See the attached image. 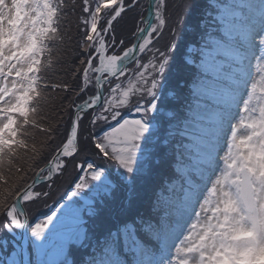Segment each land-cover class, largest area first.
I'll use <instances>...</instances> for the list:
<instances>
[{"label":"snow or ice","instance_id":"6c2138e0","mask_svg":"<svg viewBox=\"0 0 264 264\" xmlns=\"http://www.w3.org/2000/svg\"><path fill=\"white\" fill-rule=\"evenodd\" d=\"M64 7L65 0H0L3 227L10 233L28 230L19 205L49 198L56 181L71 168L80 174L68 202L30 228L38 253L52 248L51 258L36 264H77L74 246L82 247L90 237L79 226L84 209L74 198L91 191L88 216L100 217L121 184L128 190L127 200L110 211L93 251L80 264H264V0L230 6L227 34L222 31L227 5L196 21L194 0H182L175 20L167 14L168 0H147L146 7L144 0H82L84 31L78 46L86 55L70 82L50 83L42 73L52 67L51 42L60 39ZM193 23L203 29L205 47L211 49H201L198 68L189 69L190 95L202 114L199 132L193 140L185 118L183 127L177 122L172 133L182 137L173 152L181 180L179 206L171 204L172 210L162 215L153 206L144 214L134 208L132 193L148 173L151 146L158 142L150 114L159 111L165 74L176 61L177 26ZM209 28L219 29V39ZM130 63L135 64L131 76ZM52 90L63 94L62 129L37 122L40 105ZM29 128H39L47 137L31 146V160L43 162L31 182L25 169L16 166L18 151H29ZM101 162L113 166L118 182ZM13 168L18 174L14 181L5 174ZM69 216L77 226L62 231ZM6 264L21 262L13 256Z\"/></svg>","mask_w":264,"mask_h":264},{"label":"trees","instance_id":"16d2710c","mask_svg":"<svg viewBox=\"0 0 264 264\" xmlns=\"http://www.w3.org/2000/svg\"><path fill=\"white\" fill-rule=\"evenodd\" d=\"M208 2L210 1L194 0V3L196 5L194 17L196 21L200 20L201 16H203L205 11L209 15H214V8L208 6L207 4ZM81 3H82V0H65V7L62 8L61 10V14H60L61 19L58 25L60 39L53 41L51 43V47H54V49L52 48L53 51L51 54V58L53 62L52 67L46 70L43 74L49 80L50 83H56L61 80H68L66 78L67 71L69 72V75L71 77V73L73 72V70L80 67L78 64L79 62L78 60L84 58V56L86 55L85 53L82 52L81 47L78 46L79 42L82 39V35L84 31L83 25L80 23V18L82 16V13L80 11ZM170 6L171 5H169V8H171ZM175 11L176 9L173 10L174 15H175ZM193 24H188L187 26L182 27L181 32L177 30L178 38L180 36L179 48L182 45H185V43H187L188 41L192 40L191 36L189 38H186L184 37V35L186 34L187 27L190 29L189 26ZM64 46H67V47L64 48ZM179 48H178V54H177L178 58L176 59V62L171 68L174 78L181 75L182 73L180 69H183V66L179 65V60L181 57ZM178 84H179V81L178 79H176L174 86H177ZM62 95H63L62 93L56 90L48 91L46 93V96L48 97V102L46 104H43V103L41 104L40 112H39V115L37 116V122L39 125L43 127L52 125L53 128H57V127L61 128L60 125L62 123V120H61L62 110L60 109L59 105H60V99ZM53 103L58 104V110H56V108L52 106ZM63 118H65L66 120L68 117L64 115ZM46 138H47L46 134L40 131L39 129L29 128V135L26 139L29 145V151H25L22 149V151L18 154L19 158L16 160V166L22 167L26 170L27 165H28L27 161L29 160L30 155H31L30 149H31L32 144L35 143L37 146H39L43 142H45ZM41 166H43V162L39 164L38 167H41ZM12 172L9 173L7 172V170H5V174L7 177H10ZM88 194L91 197V194L90 193Z\"/></svg>","mask_w":264,"mask_h":264},{"label":"rangeland","instance_id":"374dc122","mask_svg":"<svg viewBox=\"0 0 264 264\" xmlns=\"http://www.w3.org/2000/svg\"><path fill=\"white\" fill-rule=\"evenodd\" d=\"M244 1L247 4L249 2H251V0H244ZM171 2H172L171 3L172 5L170 4L171 5L170 14L172 12V19L175 20L181 11L180 5L182 3V0H171ZM174 9H176L175 15L173 14ZM231 11H232V9H225V13H226V15H228V17H230ZM177 30L179 32H181L182 27L177 26ZM179 39H180V36H179L178 40ZM67 46H68V44H67ZM67 46H64V48H66ZM162 46H163V44H162ZM207 52H209V51H207ZM221 62H223V61H221ZM78 64H79V62H78ZM66 75H67L66 78L69 81H71V77H70L68 71H67ZM172 77H173L172 72H170V74H168L167 78L171 79ZM210 78L211 77H209V79ZM52 106H54V108H56V110H58V104L53 103ZM192 116L194 117L193 119H195L196 121L202 119V114L200 113V111L198 109H194ZM63 120H65V118H63ZM188 123L190 125L189 131L192 134L191 138L193 140H195L197 137V134L199 132L200 127L197 124H194L192 122H188ZM60 127H61V129L63 128V123H61ZM37 129H39V128H37ZM172 133H176V132L173 130L170 132L169 136H171V138H173V136H174V135H172ZM32 135H33V133H32ZM56 143H59V140H57ZM54 146L55 145L53 144V147ZM187 147L193 149V151L198 150L197 146L195 144H189V145H187ZM31 157H32V153L30 155L29 160L27 161L28 165H27V168L25 170L27 173V179L29 182L33 178L34 172L37 170L39 164L42 163V161H32ZM30 163L32 164V169L29 171L28 169H29ZM101 164H102V162H101ZM15 174L17 175V173L15 172V169H14L13 172L11 173L10 177H9L10 180L14 181L16 179L17 176ZM79 174L80 173L78 172V170H72L71 168H69V170L56 181L55 187L51 189L52 195L49 198H47L46 200L44 198H41L39 201L26 204L29 212L33 214L32 215L33 216L32 227H34L36 223H40L43 220L47 219V216L50 215L54 210L59 209V206L61 203H66L65 200H67V196L71 195V191L74 190L73 189L74 187L72 184L77 182V176ZM217 175H218V173H217ZM174 184H175L174 187L176 188V191L175 192L172 191L173 193L172 192L169 193V194H171V196H173V198H171L170 202L167 201L166 203L167 204L171 203V204H175L178 206L177 203H180V201H181V196L178 195V190L180 188V181L177 183H174ZM44 190L48 191L49 189L45 188ZM75 201L79 204L78 207L83 208L84 211L87 207V204L90 202V201L82 199V196H80L78 198H74V202ZM139 201H140V195L137 194L134 197V202L138 203ZM48 209H50V210L46 212V210H48ZM59 218L60 217L58 215V219ZM4 223H5V219L2 215H0V239H1V241H0V264H6V261L13 256H15V258L18 261H20L19 254H18V252H15L16 248L14 245H12V242L14 240V235H16V232H14V233L8 232L3 227ZM78 223H79V226L85 227L84 225H80L81 224L80 220ZM75 226H77V222L75 221V218L69 216V217H66L64 219V224H63V227L61 230L67 232L69 229H72ZM16 231H18V230H16ZM46 235H47V233H46ZM17 237H18V234H17ZM5 241L7 242L6 245L4 244ZM33 250H34L35 258H37V259H43V256H47L48 254H49V258H51L52 248L50 245L47 248H45L43 250V252H41V253H38L37 250L34 248H33ZM18 251H19V249H18ZM52 258L55 259V256H53Z\"/></svg>","mask_w":264,"mask_h":264}]
</instances>
